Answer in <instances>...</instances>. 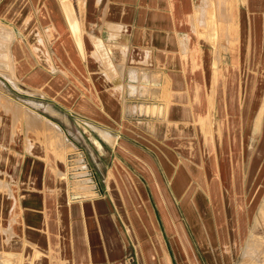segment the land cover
I'll use <instances>...</instances> for the list:
<instances>
[{
    "label": "rangeland",
    "instance_id": "1",
    "mask_svg": "<svg viewBox=\"0 0 264 264\" xmlns=\"http://www.w3.org/2000/svg\"><path fill=\"white\" fill-rule=\"evenodd\" d=\"M25 1L29 3L33 12L40 14L26 32L13 21L25 9ZM226 4L229 8L227 16L224 11L216 14L215 37L225 41L227 30L236 31L238 51L237 44L232 40L233 35L229 32L230 38L225 45L228 52L224 48L221 50V43L216 44L217 49L213 50V64L207 66L210 67V72L208 69L206 71L204 65L198 63L184 66V69L187 71L189 69L190 72L184 71L182 86L170 80L174 95L173 103L176 101V105L182 108L180 110L177 108L178 110L176 109L171 115L169 111L171 97L167 89H164V80L171 79L169 74L164 72L151 74L148 79L147 72H142L140 74L142 77H139L138 81L128 83L130 91L124 80V67H115L111 71L112 74L116 73V77L122 74L121 78L118 77L121 84L120 80L117 81L118 78L113 77V79L108 75V70L103 65L104 61L97 59L99 65L95 67L97 72L95 74L98 81L94 84L101 92L107 93L116 100L120 107L119 120L106 115L97 107V115L92 117L75 109L77 102L85 98L84 94L93 92L92 79L89 74L82 71L83 64L81 65L79 56L81 50L75 47H57L59 24H56L58 21H55L54 17L43 15L47 10L46 3L36 0L17 2L15 0L9 9V14L14 15H0V139L3 127L6 133H9L12 127L18 131L15 135L16 145L12 144L18 154L14 153L12 147L5 144L4 146L6 152L7 147H10L7 154L10 161L11 154L16 157V161L11 163L12 166L15 162L16 166L21 163L16 187V196L22 209L20 218H23L22 221H17L22 228V237H17L20 243L23 239L38 242V233L34 229L39 226L42 218L39 212L40 197L37 200L36 197L34 200H27V194L34 193L32 190L43 194V177L45 174L47 176L51 166H59L60 169L56 167V171L66 182L69 204L95 199L96 196L110 202L112 213L118 219L122 236L127 242V255L133 257L132 264H161L160 254L152 258L148 257L150 251L154 252L156 245H159V249L163 248L166 264L167 262L169 264H264V88L259 93L260 48L252 46V43L248 45L251 36L248 37L247 33H251L250 28L248 32L243 28L245 14L230 18L231 11H234L235 0H226ZM245 12L250 18H258L257 22L255 21L257 28L254 27V35L250 38L252 42L254 37L259 39L261 35L258 29L259 20L261 26H264V23L262 25L264 0H248V4L244 7ZM220 14L223 15L222 22ZM201 17L199 16L198 21L204 23L205 18ZM16 28L26 33L23 36L24 41L38 61V64L31 69L39 70L46 80L50 79L49 85L56 94L65 96L67 92H72L74 96L70 97L69 102L67 99L60 101L47 92L44 94L43 90L46 87L42 80L29 83L31 70L24 71L21 77L19 73L16 74L17 69L20 71L27 66L26 60H28L23 54L14 58L9 50L16 40ZM237 52L239 63L233 69L231 59ZM21 61L24 63L20 65ZM263 65L261 63V66ZM88 68L92 70L94 67L91 64ZM194 68L202 73L194 74ZM255 75V85L248 90V77ZM16 78L18 88L15 87ZM137 78L138 76L131 77L132 80ZM212 78L215 79V84ZM197 86L202 96L201 103L195 92ZM176 89H180L181 96L178 94L175 96ZM211 89L215 97L212 105L209 100L213 112L209 107L210 116L204 118L203 112L207 111L206 102ZM207 91L209 92L206 95ZM247 98H250L249 117L245 120ZM3 107L8 108L16 119L14 126L12 117ZM184 114L186 115L183 116ZM45 117L58 123L64 134L58 125L55 127L53 125L55 123L49 122ZM169 118L185 121L184 123L175 121L176 132L182 134L176 135L181 137L189 135L187 130L189 126L199 130L203 142L201 145H195L198 150V161L193 163L191 157V162L187 161L186 166L181 160L190 157L186 156L184 151L191 156L196 155L192 145L186 142H178L177 147L166 144L158 137L134 126V122L140 120L167 121ZM153 125L148 128L155 134L167 128V124ZM103 130L114 135L116 143L103 140ZM122 140L132 142L153 156L163 176V182L154 166L150 164L149 168L154 177L151 179L144 173L146 171L142 168V161L147 168L148 165L131 150L123 149ZM216 143L217 145L219 143L222 154L221 165L215 159L217 154L213 145ZM237 150L238 155H236ZM42 151L43 154H47L48 163L39 157L38 154ZM41 172L42 177H40ZM131 172L138 176L141 183L143 197L140 201H136L127 192L128 175ZM108 175L115 179L119 189L126 192L123 205L119 203L121 201L118 196L114 199L107 190ZM200 175L202 179H199ZM192 176L197 178L196 183L192 181ZM90 184H93L92 187ZM0 187L7 188L10 193L9 184L2 179H0ZM18 209L20 211V207ZM170 215L174 216V222ZM1 222L5 226L7 219L4 218ZM11 223L6 227L0 225V233H8V238L11 237ZM157 235H161L162 240L159 242L154 239ZM0 239H2L1 235ZM43 245L44 241L42 244L39 243L40 248ZM9 254V249L0 250V264H8L10 258L5 256Z\"/></svg>",
    "mask_w": 264,
    "mask_h": 264
},
{
    "label": "crops",
    "instance_id": "2",
    "mask_svg": "<svg viewBox=\"0 0 264 264\" xmlns=\"http://www.w3.org/2000/svg\"><path fill=\"white\" fill-rule=\"evenodd\" d=\"M17 1L18 0H16V2ZM36 1H43L46 3L47 10L43 13L44 16L54 17L55 21H58L56 24H59L60 31H58L59 37H57V47H75L77 50H81V54H79V56L81 57L82 61L81 65L83 64L82 71L83 73L86 72L90 75L92 79L91 86L93 92L91 93L88 91L89 94H84L85 98H82L79 102H77L75 109L79 110V113L89 116L91 115V117L97 115V107L106 115L111 116L116 120L120 119V114L118 111L120 110V107L118 106L116 100L110 95H107V93L101 92L94 84L96 81H98L97 74H95L97 73L95 67L99 65V60L104 61L103 65L105 66L106 70H108V75H110L112 78L115 77L117 79L118 77H122V74H119L118 77H116V73L112 74V68L124 67V80L127 86L129 82L138 81L139 77H142V75H140L142 72L148 73H146L148 79L151 77V74L162 72L169 74L171 79L166 78L164 80V89H167L169 92V97H171L169 103V111L171 115V113L175 112L177 108L179 110L182 108L176 105V101L173 103L174 95L170 87V80H173L176 85L182 86L181 82L182 79H184L182 75L184 74V71H187L184 69V66H188L190 64H202L205 66L206 71L208 69L210 72V67L207 68V66L213 64V50L215 48L217 49L216 44L221 43V50L224 48V50L227 51V47L225 45L228 44L227 39L229 40L230 38L229 32H231L233 35V38L231 37L232 40L235 44H237V51L239 47L238 40L235 39L236 31L234 30H227L225 32V41L215 37V34H217V24L214 23V21L216 22V14H218V12L222 13L224 11L225 15L227 16V11L229 8L227 7L226 0ZM14 2L15 0H0V15H14L9 14V9L14 4ZM24 4L25 9L20 12L18 16L13 19V21L20 28H22L23 31L26 32L28 28L35 23L36 17H39L40 14H38L36 11L33 12V10L30 9L29 3L27 1H25ZM247 4L248 0H235L234 11H231L230 18L240 15L243 16L245 14L243 18V28L245 31L247 30V32L250 28L251 34L247 33V35H249L248 37L251 36L250 38H252V35H254V27H256L258 18H250L247 12L244 13V7ZM199 16H202L201 18H205L204 23L198 21ZM222 17L223 15L220 14L221 22ZM263 21L264 13L262 25L264 23ZM260 22L261 20H259L258 24V26H260L258 29L261 31L260 38L257 39L254 37L252 42L250 38L248 39V45L252 43V46L260 48L258 66L259 93H261L264 88V65L261 66V63L264 64V26L262 27ZM238 27L239 26L237 22V28ZM25 35L26 33L21 32L16 28V40H14L15 42L13 45L9 47V50H11V54L14 58L20 56L21 54H23L25 58H28V60H26L27 66L20 71L17 69L16 74L19 73L21 77V74H23L24 71L31 70L29 83L33 84L34 81L42 80V83L45 85L44 87H46V89L43 87L44 94L47 92L50 95L57 97L60 101L67 99V102H69L70 97L74 96L72 92H67L65 96L62 94H56L49 85L50 81L48 80L50 79L46 80V77L39 70L33 71V69H31L33 66L38 64V61L35 59L32 51L24 41L23 36ZM222 58L224 60L225 56L223 55ZM235 58H237L236 62ZM94 60L97 61L95 62ZM223 60L221 63L225 61ZM231 60L230 61L232 62L234 69L239 63L238 52L236 56L234 54V58ZM215 62L217 63L216 60ZM23 63L24 61H21L19 64L21 65ZM91 64L94 67L92 70L88 68V66H91ZM196 69H193L194 74L198 75L199 73H202L200 70ZM187 72H190V70L188 69ZM133 75L135 78L138 76L137 80L131 79V77H134ZM118 80L120 79L118 78L117 81ZM203 80H205V78ZM214 82L215 79H213V84H215ZM15 83V87L18 88L17 78ZM119 83H121V80ZM119 83L117 84H122ZM76 86H78V84ZM128 89L130 90L129 86ZM176 91L174 93L175 96L177 94L181 96L180 89H176ZM195 92L196 95L199 96L201 103L202 96L199 86H197ZM208 92L209 91H207L205 94L207 95ZM211 92L212 89L206 102L208 105L207 111L205 113L203 112L204 118L208 115V109L210 107L209 98ZM133 95L136 96L135 94ZM228 98L229 97H227V100ZM3 109L12 117L14 126V121L16 119L12 116L8 108L3 107ZM53 109L58 111L56 108ZM239 109L240 108H238V111ZM185 115L186 114L183 116ZM45 119L58 125L64 134L62 127L58 123L50 120L47 117H45ZM175 121L182 123L185 122L170 118L167 121L149 119L147 121L140 120L134 122V126L141 128L148 134L158 137L159 140L166 144H172L177 147L178 142H186L188 145H192L193 151L196 155L191 156L185 151L184 153L186 156H190L189 159L192 157L193 163L194 161H198V150L196 149L195 145H201L203 142L201 134L198 133L199 130L196 127L191 128V126H189L187 130H189L190 134L181 137L182 134L176 132V129L174 128L176 126ZM153 124H167V128L162 130L159 134H155L154 132L151 133L152 131L150 132L148 127L152 126ZM17 133L18 131H15L14 127L10 129L9 133H6V130H4L3 127L2 137L0 139V143H3V145L0 144V179L6 181L9 184L11 193L10 195L7 188L3 189L0 187V225L4 226L1 222V220L4 218L7 219L4 227L12 222V232L10 238H8L9 234L6 232L0 233L2 238L0 239V250H10V254L5 256L10 258L8 264H125L128 253L127 242L122 236L118 219L114 216V213H112V205L110 202L106 201L103 197L96 196L95 199H90L83 202L75 201L69 204L66 182L56 171L59 166H56L57 168L55 166H51L47 176L45 174L43 177V194L35 190H32L34 193L27 194V200H34V197H36L35 199L37 200L38 197H40L41 210L39 212L42 214V218L37 228L31 226L33 229L35 228L34 230H36L38 233V242L36 243L27 239H23V242L20 243V239L18 240L17 237H22V228L17 221H22L23 218H20L22 209L20 201L16 196V187L18 184L17 180L20 177L21 163L16 166L15 162L12 166L11 163L12 161H16V157L11 154L10 161L7 155L9 154L12 144L13 146L16 145L17 138L15 135ZM102 136L104 138L103 140L107 141L108 143H116L117 141L116 137L108 131L103 130ZM199 139H201V141ZM232 140L234 141L235 139L233 138ZM121 143L123 144L121 146L123 149L131 150L141 158L140 159L138 157L140 160L143 159L146 162L145 164L148 165V168L143 162L142 168L146 171L144 173L147 176H149L151 179L154 177L149 168L150 164L151 166H154L158 176L162 179L163 176L160 174L157 162L152 155L130 141L122 140ZM4 144L6 146H10L7 147L8 153L5 151ZM72 145L75 146L73 143ZM213 146L215 147L214 151L217 154L215 159L219 165H221L222 154L219 143L218 145L216 143ZM12 150L14 153H16V148L12 147ZM256 150L257 147L254 149V156L256 155ZM20 154L21 153L19 152V155ZM38 155L40 158L46 161L45 163L49 162L47 161V154H43V151ZM236 155H238V150ZM189 159L185 157L181 160H183L186 165L187 161L191 162V159ZM193 166L195 167V164H193ZM40 177H42V172ZM128 177L129 190H127V192L130 193L136 201L142 200L143 196L140 189L141 183L138 176L131 172L129 173ZM192 177V181L196 183L198 181L197 178H194V176ZM198 177H200L199 179L203 178L202 175ZM107 190L114 199H116L115 196H118L117 198L119 201H121L119 203L122 204V201H125L124 194H126V192L119 189L115 179L111 176L107 178ZM19 207L20 211L18 209ZM32 220L35 221L34 219ZM154 227L155 225L152 229H154ZM154 239L156 242L162 240L161 235L155 236ZM43 241L44 245L40 248L39 243L42 244ZM157 254H160L161 256V264H165L164 250L163 248L159 249V245L155 246L154 252L153 250L149 252L148 257L152 258Z\"/></svg>",
    "mask_w": 264,
    "mask_h": 264
},
{
    "label": "bare ground",
    "instance_id": "3",
    "mask_svg": "<svg viewBox=\"0 0 264 264\" xmlns=\"http://www.w3.org/2000/svg\"><path fill=\"white\" fill-rule=\"evenodd\" d=\"M255 78H256V75L255 76H252V77H248V90H251L253 87H254V85H255ZM246 79V78H245ZM198 91V90H197ZM209 100H210V102H211V105H212V102H213V100H215V97H214V92H211V94H210V98H209ZM249 103H250V98H247V101H246V104H247V106H246V110H245V116H244V119L246 120L248 117H249V115H248V113H249V109H248V105H249ZM211 105H210V107H211ZM151 111V110H150ZM209 111V110H208ZM210 111L211 112H213V110H212V107H211V109H210ZM145 113V112H144ZM148 114H149V112H148ZM212 115H213V113H211ZM208 116H210V115H208ZM213 117V116H212ZM211 117V118H212ZM198 122L200 121V119H198L197 120ZM53 125H55V127H57L56 126V124H53ZM143 162V161H142ZM151 170V169H150ZM90 179V178H89ZM75 182V181H74ZM82 182H83V180H82ZM79 183V182H78ZM77 183V184H78ZM91 183H92V180H91ZM73 184V183H72ZM75 185V184H74ZM92 185L93 184H90V187H92ZM86 187V186H85ZM87 188V187H86ZM89 189V188H88ZM86 190V189H85ZM185 200V199H184ZM190 200V199H189ZM188 202V201H187ZM192 203V202H191ZM193 203H194V201H193ZM187 204V203H186ZM189 204V203H188ZM191 205H193V204H191ZM195 205V204H194ZM189 206H190V204H189ZM167 207V206H166ZM188 207V206H187ZM189 208V207H188ZM192 208V207H191ZM167 209H168V207H167ZM169 210V209H168ZM190 210V209H189ZM188 210V211H189ZM194 210V209H193ZM169 213H170V211H169ZM189 213H191V212H189ZM188 213V214H189ZM171 214V213H170ZM196 214V213H195ZM171 216V218H172V221L174 222V219H173V217L174 216H172V215H170ZM190 216V215H189ZM196 218V217H195ZM175 234V233H174ZM165 264H166V261H165ZM167 264H169V262H167Z\"/></svg>",
    "mask_w": 264,
    "mask_h": 264
},
{
    "label": "built area",
    "instance_id": "4",
    "mask_svg": "<svg viewBox=\"0 0 264 264\" xmlns=\"http://www.w3.org/2000/svg\"><path fill=\"white\" fill-rule=\"evenodd\" d=\"M133 257L130 255V254H128L127 256H126V263L125 264H132V262H131V259H132Z\"/></svg>",
    "mask_w": 264,
    "mask_h": 264
},
{
    "label": "flooded vegetation",
    "instance_id": "5",
    "mask_svg": "<svg viewBox=\"0 0 264 264\" xmlns=\"http://www.w3.org/2000/svg\"><path fill=\"white\" fill-rule=\"evenodd\" d=\"M183 203V202H182ZM184 204V203H183Z\"/></svg>",
    "mask_w": 264,
    "mask_h": 264
}]
</instances>
